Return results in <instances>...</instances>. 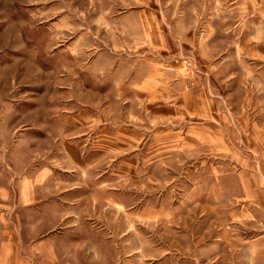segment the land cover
Returning a JSON list of instances; mask_svg holds the SVG:
<instances>
[{
	"label": "crops",
	"instance_id": "obj_1",
	"mask_svg": "<svg viewBox=\"0 0 264 264\" xmlns=\"http://www.w3.org/2000/svg\"><path fill=\"white\" fill-rule=\"evenodd\" d=\"M74 1L77 4L76 20L73 27L69 23L64 28L75 32V44L74 48H69L70 52H66V58H62L63 61L73 59L81 62V67H64L66 76L69 74L73 77L72 81L55 79L54 82H47L57 87L64 83L58 87L64 89L63 92L60 90L64 95L63 103L59 102L60 106H64L61 113L52 117L50 109H46L50 107L51 100L40 104L43 108L41 112L28 113L25 117L29 121L32 117L33 120L42 117L46 121L47 128L42 131H47L48 134L42 136V148L41 141L36 137L22 136L15 139L16 147L11 150L13 156L27 150L28 158L30 157L31 161L34 158L28 166H34L37 159L43 157L44 167L28 171L32 173V179L26 178L25 182L18 184L21 197H17L16 205H11L8 209L14 219L21 218L26 221L27 229H18L17 234L13 230L10 232V245L6 247L5 253L7 251L6 254H10L9 264H98L89 260L88 255L99 250L112 255L118 246L117 240H113L117 236L122 237V247L127 253V258H130L131 254L143 258L138 261L129 259L126 264H147L146 228L142 230L139 227V231H136L132 220H138L141 226V222L146 223L149 217H141L140 214L134 218L124 211L126 207H136L143 200L99 197L97 191L92 189L93 186L97 190V184H86L88 179L93 178L89 177V174L96 173L93 179H98V175L107 169L108 161H112L115 156L126 157L118 169L114 168L115 171L129 172L133 169L144 173L146 162L144 161V166H139L135 156L131 154L141 151L140 145L147 141L151 132L155 144L149 149L162 159V140L178 139V133L164 135V132L157 128L147 133L146 117L149 116L150 126L158 127L162 126L163 118L176 119L180 109L198 108L200 117H203L209 105L207 101L200 99L201 94L194 95L192 99L188 97V93L180 92L179 88L183 86V82L179 80L178 75L184 67L182 61L187 60L193 65L190 70L192 74L196 73V77H206L204 82L197 83V86L204 89V94L206 92L208 95L210 77L221 73V70L224 71L228 54L226 41L219 36L222 20L216 19V13L225 14L244 5L250 11L256 12L264 5L258 0H154V3L150 0L152 7L146 0ZM15 28L17 27L13 25L8 27L7 35L10 36H6L4 40L0 39V46L14 44L16 48L23 50L14 32ZM150 29L155 30L154 39L146 46ZM200 29L203 30L201 35ZM44 39V43L48 47L51 46L49 38ZM182 46H186V51L182 50ZM3 49L1 46L0 51ZM88 49L91 55H94L88 69H84L82 63L90 55ZM48 56V53L40 55L36 49L28 51L27 83L34 82V78L40 74L47 79L54 76L52 72L44 75L46 72L34 63L35 60H44ZM119 60H127L129 63L116 62ZM162 61L172 63L163 68L160 63ZM12 68L8 67L6 70L9 72ZM4 82L8 85L9 75L0 76V83ZM116 108L123 110L122 117L112 112ZM166 122L170 124L169 121ZM203 125L205 128V124ZM190 135L185 134L181 139H192ZM258 136L256 139L250 135L246 140L254 142V149L260 156L259 162L264 167V135ZM192 137L194 139V136ZM26 140V150L20 149ZM203 140L220 141L221 151L227 153L221 135L213 139L208 135ZM233 159L241 163L247 161L252 167V163L260 164L255 160L249 161L250 157L243 159L242 154L239 156L237 152L233 153ZM243 169L246 171L244 165ZM197 172L199 171L195 168L189 170L188 182L191 183ZM250 172L255 176L254 170ZM107 173L106 179L118 178L113 170L108 175ZM256 174L250 186L242 183L241 178L239 185L236 182L240 196L234 198V204L254 206L258 214V211H264V168L259 170L258 167ZM68 180L71 182L69 186ZM112 191L118 190L112 187ZM202 201V204L206 205L201 212L203 220L198 219L196 214H188L180 219L183 226L181 236L164 233L165 247L157 249H160V255L150 256L155 258V264H212V251L221 253L222 246L226 251V233L222 234L225 238L222 243L217 239L211 244L209 217L207 222L210 225L202 228L205 217L211 216L213 210L210 200L203 198ZM3 206L0 200V221L4 219ZM116 207L117 213H114ZM19 208L25 212L18 213ZM228 211L236 217L245 212L243 207H235L233 212L232 209ZM142 213H146L145 208ZM163 214L156 213L152 218L161 220ZM114 222H117L116 227ZM200 222H203L202 225ZM24 238H27V241ZM173 252L183 254L181 259L184 261L179 260L180 258L174 259ZM4 257V246L0 242V264H7ZM100 263L120 264L109 255ZM220 264L228 262L220 261Z\"/></svg>",
	"mask_w": 264,
	"mask_h": 264
},
{
	"label": "rangeland",
	"instance_id": "obj_2",
	"mask_svg": "<svg viewBox=\"0 0 264 264\" xmlns=\"http://www.w3.org/2000/svg\"><path fill=\"white\" fill-rule=\"evenodd\" d=\"M146 1L149 6H153L150 0ZM258 1L264 5V0ZM152 2L154 3V0ZM78 9L80 10L79 4ZM76 11L77 4L74 0H0V39L4 40L6 36H10V34L7 35L9 32L7 29L13 25L17 27L14 32L23 47L21 50L14 44L8 46L2 44L4 49L0 51V76L6 75L7 77L9 75L8 85L5 82L0 83V200L4 205V219L0 221V242L4 246V256L6 255L4 261L7 264L10 261V254L7 255L5 249L10 245V232L13 230L17 234L18 229H27L26 221L21 218L14 219L15 217L11 215V210L8 207L15 206L17 197H21L18 188L19 182H25L26 178L32 179V173L28 171H36V169L44 167L43 157L35 158L37 161L34 166H28L34 158L32 161L30 157L28 158L29 154L25 146L27 140L19 147L26 151L13 156L11 150L16 147L15 139L22 136L38 138L42 148L44 143L42 136L48 134L47 131H42L47 128L46 121L40 115V118L33 120L32 117L30 121L26 120L25 117L28 113L41 112L43 108L40 104L51 100L50 107L48 106L46 109H50L52 117L63 111L64 106H60L59 102L63 103L62 92L64 89L58 87L64 83L57 87V85H49L47 82L49 80L54 82L55 79L72 81L73 77H70L69 74L66 76L65 68L81 67V62H76L73 59L63 61V58H66V52H70L69 48H74L76 39L75 32L65 29L64 26L70 23V26L73 27ZM216 19L222 20L219 36L226 41L228 54L227 60L224 62V71L221 70V73L210 77L209 94L207 95L206 92L204 94V89H199L197 86V83L204 82L203 79L206 77H196V73L192 74L190 69L193 65L189 61H182L184 67L181 74L178 75L179 80L183 82V86L179 88L180 92L188 93V97H192V99H194V95L201 94L200 99L209 103L205 110L207 113L200 117L198 108L194 110L180 109L178 110L179 115L175 116L176 119L163 118L162 126L158 127L157 125L150 126L149 116H147V133L155 128L164 132V135L171 132L178 133V139L164 138L162 140L163 144L160 146V151L163 153L162 159L149 149L153 148L155 144L151 132L147 141H143L140 145L141 151L131 154V156H135L134 159L139 166H144L143 163L146 162L144 173L133 169L129 172L120 169V171H115L114 168L118 169L126 160V157L115 156L112 161H108L107 169L98 175V179H93L96 173L89 174V177L93 178L88 179L89 181L86 183L97 184L98 189L95 190L93 186L92 189L97 191L99 197L113 196V199L129 197L131 201L134 199L143 200L136 207L129 206L130 209L126 207L124 211L134 218L140 214L141 217H149L146 219V223L141 222L143 224L141 226H139L138 220H132L135 226L133 228L136 231H139V227L142 230L144 227L146 228L147 251H145V255L148 260L147 264H155V258H150V256L160 255L158 251L165 247L164 233L170 236L183 234L180 219L188 214H196L198 219L203 220L201 212L206 206L202 204L203 198L211 201L213 209L211 216L205 217L204 224L202 225L203 222H200L202 228H207L210 225L207 222V217L210 218L211 244L217 239H220L222 243L225 239L222 234L226 233V251L223 246L220 247L221 253L217 250L212 251L210 253L211 263L220 264V261H226L228 264H264V211H258L257 214L254 206L234 204V198L240 196V189L235 185L236 182L239 185V178L242 179V183L250 186L251 181L255 180L258 167L259 170L264 168L259 162L260 156L254 149V142L246 140L250 135L255 136L256 139L259 138L258 134L264 135V7L252 12L244 5L232 12L216 13ZM154 31V29L148 30L146 46L152 43L150 41L154 39ZM199 31L201 35L203 30ZM44 38H49L51 46L48 47L44 43ZM169 43L174 45L172 42ZM182 48H184L183 51H186V46H182ZM34 49L40 55L49 54L47 59L39 58L34 63L46 72L44 75L48 74L47 72H52L54 76L47 79L40 74L34 78V82L27 83V54L28 51H34ZM88 52L90 53V49ZM93 55L90 53L82 63L84 69H88L92 63ZM116 62L129 63L127 60ZM160 63L163 68H166L172 62L162 61ZM8 67L13 68L8 72L6 70ZM207 96L208 99H206ZM118 109L116 108L112 112L116 116L122 117L123 110ZM166 121H169L170 124ZM51 122L53 124V120ZM190 123H194V125ZM203 124H205V128ZM185 134H191L194 139L190 135L192 139L182 140L181 138ZM208 135H211L212 139L221 135L227 153L221 151L220 141H204L203 138ZM262 139L264 140V137ZM235 152L239 156L242 154L243 159L250 157L249 161L254 162L253 160H255L260 164L252 163V167L247 161L238 162L233 159ZM243 165L246 171H244ZM193 168L199 172L195 173V178L190 183L188 182V172ZM100 170H102V166H100ZM111 170L118 178L106 179L105 173L108 172V175ZM251 170H254L255 176L252 175ZM78 179H76V183L79 182ZM70 184L69 181L67 186ZM112 187L118 191H112ZM230 203L233 204L230 205ZM235 207H243L245 211L243 215H237V217L230 215L228 210L232 209L233 212ZM144 208L146 213H142ZM17 212L24 213L25 211L19 208ZM114 213H117V207ZM156 213H164V217L161 220L152 218ZM116 225L117 222H114V227ZM24 239L27 241V238ZM113 240H117L118 246L112 255L99 250V252L89 254L88 259L98 264L105 261L106 255H109L114 261H119L120 264H126L131 259L143 260L142 256L134 254L127 258V253L122 247V237L116 236ZM166 244L168 245V241ZM98 247L101 248L100 245ZM158 248L160 249L157 251ZM172 255L174 259L180 258L179 260L184 261L181 259L183 254L173 252ZM190 256L191 254L188 257Z\"/></svg>",
	"mask_w": 264,
	"mask_h": 264
}]
</instances>
